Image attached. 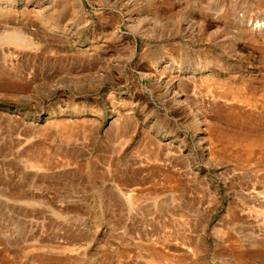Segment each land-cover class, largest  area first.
<instances>
[{
	"label": "rangeland",
	"instance_id": "rangeland-1",
	"mask_svg": "<svg viewBox=\"0 0 264 264\" xmlns=\"http://www.w3.org/2000/svg\"><path fill=\"white\" fill-rule=\"evenodd\" d=\"M0 264H264V0H0Z\"/></svg>",
	"mask_w": 264,
	"mask_h": 264
},
{
	"label": "bare ground",
	"instance_id": "bare-ground-1",
	"mask_svg": "<svg viewBox=\"0 0 264 264\" xmlns=\"http://www.w3.org/2000/svg\"><path fill=\"white\" fill-rule=\"evenodd\" d=\"M155 83H156V81H155ZM157 84V83H156ZM158 86H160L159 84H158ZM161 86H163L164 87V90H165V96L166 95H171L172 97L173 96H177L179 93H178V91H176L175 90V85H174V83L173 82H170L169 81V79L167 80H163L162 82H161ZM162 88V87H161ZM167 98V97H166ZM120 133H123V130L122 131H120V130H118ZM196 133V129H195V132H194V134ZM154 156V155H153Z\"/></svg>",
	"mask_w": 264,
	"mask_h": 264
}]
</instances>
